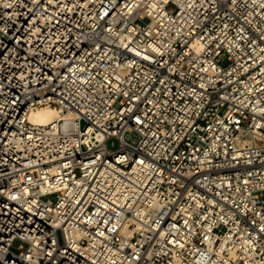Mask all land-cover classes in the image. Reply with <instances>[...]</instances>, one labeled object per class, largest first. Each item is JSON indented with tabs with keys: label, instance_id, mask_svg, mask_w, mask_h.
Here are the masks:
<instances>
[{
	"label": "built area",
	"instance_id": "1",
	"mask_svg": "<svg viewBox=\"0 0 264 264\" xmlns=\"http://www.w3.org/2000/svg\"><path fill=\"white\" fill-rule=\"evenodd\" d=\"M0 264H264V0H0Z\"/></svg>",
	"mask_w": 264,
	"mask_h": 264
},
{
	"label": "bare ground",
	"instance_id": "2",
	"mask_svg": "<svg viewBox=\"0 0 264 264\" xmlns=\"http://www.w3.org/2000/svg\"><path fill=\"white\" fill-rule=\"evenodd\" d=\"M55 115V111L53 112V109H40V110H36L34 112H32L30 114V119L34 120V121H45L48 119H51L53 116ZM241 139H243L244 137H239Z\"/></svg>",
	"mask_w": 264,
	"mask_h": 264
},
{
	"label": "rangeland",
	"instance_id": "3",
	"mask_svg": "<svg viewBox=\"0 0 264 264\" xmlns=\"http://www.w3.org/2000/svg\"><path fill=\"white\" fill-rule=\"evenodd\" d=\"M46 106H52V104L50 103V104H47ZM53 112H54V110H53ZM127 139H129V138H127ZM114 144H115V146L117 145L116 141H115ZM108 147H110V148L112 147L111 144H110V141L108 142Z\"/></svg>",
	"mask_w": 264,
	"mask_h": 264
}]
</instances>
